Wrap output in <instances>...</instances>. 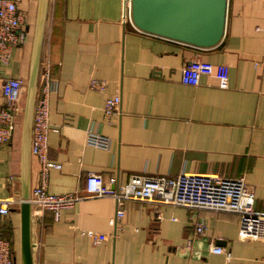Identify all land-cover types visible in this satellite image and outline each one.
<instances>
[{
  "label": "crops",
  "instance_id": "1",
  "mask_svg": "<svg viewBox=\"0 0 264 264\" xmlns=\"http://www.w3.org/2000/svg\"><path fill=\"white\" fill-rule=\"evenodd\" d=\"M16 1L27 39L0 66V103L3 80L21 78L27 86L30 72L39 0ZM124 7L125 0H49L40 73L50 70V121L57 129L49 134V159L62 167L50 169L47 187L83 198L59 218L32 207L33 264H264V240L240 237L238 213L127 200L116 229L115 200L86 197L91 172L117 176L119 187L132 175L215 174L244 177L264 212V0H228L224 36L210 48L144 33L124 23ZM191 60L227 65L228 86L212 74L198 86L184 84ZM93 80L105 81V91L93 89ZM118 94L122 112L109 118L106 100ZM25 96L14 137L0 146V199H15L0 216V235L11 240L15 264H23ZM90 130L109 138L110 148L89 145ZM40 171L32 155L31 192ZM201 220L206 229L197 233ZM87 231L106 239L94 243Z\"/></svg>",
  "mask_w": 264,
  "mask_h": 264
},
{
  "label": "built area",
  "instance_id": "2",
  "mask_svg": "<svg viewBox=\"0 0 264 264\" xmlns=\"http://www.w3.org/2000/svg\"><path fill=\"white\" fill-rule=\"evenodd\" d=\"M124 23L134 25L132 19L131 0H125ZM26 17L19 10L16 0H0V66L11 62L13 50L23 45L27 39L24 30ZM203 74H212L219 80L221 87L228 86L229 67L225 64L214 65L199 60L189 61L182 70V82L198 86ZM93 89L105 91L106 82L93 80ZM26 83L21 78L8 77L2 83L4 102L0 103V146L8 143L14 137L18 108L24 99ZM50 70L40 73L39 91L36 98L31 153L41 165V181L32 189L31 204L38 211L50 210L57 218L61 211L81 200L83 196L76 194L58 195L50 192L47 187L48 173L51 168L60 169L62 165L49 159V134L56 131L51 125L50 115ZM107 117L112 118L122 112V97L115 95L108 98L104 107ZM89 145L109 149L111 140L93 131L88 132ZM118 177L104 176L99 173H89L86 178V197L109 196L115 200L116 210L112 224L121 228L126 212L124 204L127 200L146 201L162 205H174L191 210L208 209L214 211L235 212L240 215L239 234L242 239L264 240V212L256 208V196L250 189L244 177L223 178L215 174L182 173L178 177L157 176L146 177L132 175L124 186H117ZM13 197L0 199V216L10 213ZM206 226L201 220L197 233H204ZM85 234L94 242L100 243L105 235L87 231ZM190 246V243L187 245ZM215 253H223L221 247L212 249ZM0 264H15V254L12 242L8 237L0 235Z\"/></svg>",
  "mask_w": 264,
  "mask_h": 264
},
{
  "label": "water",
  "instance_id": "3",
  "mask_svg": "<svg viewBox=\"0 0 264 264\" xmlns=\"http://www.w3.org/2000/svg\"><path fill=\"white\" fill-rule=\"evenodd\" d=\"M135 27L144 33L200 48L223 38L228 0H131ZM49 0H39L22 122L21 259L33 264L31 238V141L39 89L40 67L47 28Z\"/></svg>",
  "mask_w": 264,
  "mask_h": 264
},
{
  "label": "rangeland",
  "instance_id": "4",
  "mask_svg": "<svg viewBox=\"0 0 264 264\" xmlns=\"http://www.w3.org/2000/svg\"><path fill=\"white\" fill-rule=\"evenodd\" d=\"M23 105V104H22ZM20 118V117H19Z\"/></svg>",
  "mask_w": 264,
  "mask_h": 264
},
{
  "label": "trees",
  "instance_id": "5",
  "mask_svg": "<svg viewBox=\"0 0 264 264\" xmlns=\"http://www.w3.org/2000/svg\"><path fill=\"white\" fill-rule=\"evenodd\" d=\"M14 254H15V252H14Z\"/></svg>",
  "mask_w": 264,
  "mask_h": 264
}]
</instances>
